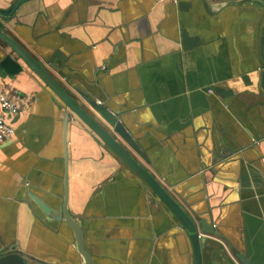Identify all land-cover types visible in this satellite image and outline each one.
Segmentation results:
<instances>
[{"label":"crops","instance_id":"crops-1","mask_svg":"<svg viewBox=\"0 0 264 264\" xmlns=\"http://www.w3.org/2000/svg\"><path fill=\"white\" fill-rule=\"evenodd\" d=\"M0 28L82 106L76 88L127 110L146 154L134 157L201 235L264 264V0H28ZM9 53L0 39V61ZM23 66L0 70L21 106L0 145V255L84 264L67 223L48 221L29 196L58 209L67 166L68 209L92 264H196L168 207Z\"/></svg>","mask_w":264,"mask_h":264},{"label":"water","instance_id":"water-1","mask_svg":"<svg viewBox=\"0 0 264 264\" xmlns=\"http://www.w3.org/2000/svg\"><path fill=\"white\" fill-rule=\"evenodd\" d=\"M28 0H18L7 9L0 8V16L12 17L19 7ZM12 22V21H11ZM0 39L11 48L13 54H7L0 61L1 70L8 75H17L23 72L25 64L34 71L61 99V101L85 123L104 144L140 179L146 183L153 194L162 201L176 219L183 225L192 242L196 264H204V251L209 252V264H255L240 252L230 254L225 247L220 246L210 237L201 235L194 220L183 210L177 201L169 194L162 184L146 169L133 155L132 151L146 159V154L129 126L128 111L125 109H112L105 101L98 100L85 91L76 88L86 101L87 107L82 106L34 57L16 40L0 28ZM22 60V63L20 60ZM69 113L65 115L64 144L65 159H68L67 127ZM48 221L65 222L73 231L76 248L84 258V264H92V256L86 248V232L71 215L68 209L69 177L67 166L64 176V194L62 205L58 209L49 207L44 201L29 193ZM202 230L208 236L215 234V229L205 219L201 220ZM0 264H29L20 253L0 255Z\"/></svg>","mask_w":264,"mask_h":264},{"label":"built area","instance_id":"built-area-1","mask_svg":"<svg viewBox=\"0 0 264 264\" xmlns=\"http://www.w3.org/2000/svg\"><path fill=\"white\" fill-rule=\"evenodd\" d=\"M20 110L21 106L0 87V145L14 134L15 128L10 122V116L17 115Z\"/></svg>","mask_w":264,"mask_h":264}]
</instances>
